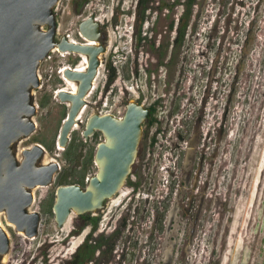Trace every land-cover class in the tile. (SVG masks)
Instances as JSON below:
<instances>
[{
	"label": "rangeland",
	"instance_id": "obj_1",
	"mask_svg": "<svg viewBox=\"0 0 264 264\" xmlns=\"http://www.w3.org/2000/svg\"><path fill=\"white\" fill-rule=\"evenodd\" d=\"M136 1L56 3V39L66 34L77 36L79 22L94 15L100 21L106 50L100 54V74L86 97L81 122L69 134V142L74 143L72 151L80 153L77 163L71 157L64 158L63 150L55 145L69 103L55 99L53 90L67 84L53 71L50 79L43 77L41 87L32 91L36 127L16 142L18 158L23 147L38 142L45 148L43 160L55 158L59 169L51 184L32 189L34 199L29 210L40 214L37 234L32 238L19 234L0 212V224L10 241L4 254L6 261L0 256V264H68L90 227L74 211L62 227L56 226L52 204L60 184L58 175L70 171L68 179L74 176L84 187L97 170L94 158L85 167L87 154L91 151L94 156L96 145L104 139L98 130L84 139L82 129L87 117L98 110L122 116L126 104L134 100L155 106L153 123L142 124L139 156L132 165L138 168L140 178L144 175L146 179L135 194L125 182L120 191L107 198L103 208L90 213L100 215L88 242L101 241L102 245L88 264H165L171 237L164 230L172 220L166 216L161 229L152 227L151 207L159 205V200L166 202L167 196L168 211L173 213L172 208L180 200L174 197L173 183L182 173V161L185 164L191 159L198 121L199 148L205 143L199 184L203 186L208 180V197L192 236L189 230L193 218L186 219L187 228L172 264H264V0H198L192 26L172 59L168 44L173 31L169 23L178 17L181 7L173 6V0H143L144 7L138 10ZM246 34L248 42L244 43ZM53 56L52 69L80 59L77 53ZM107 62L116 70L109 84ZM46 64L42 62L41 69ZM83 64L82 57L79 67ZM45 97L42 106L39 101ZM178 133L183 141L177 138ZM165 167H170L169 173ZM134 178L131 173L126 180ZM198 202L196 198L195 208ZM135 203L146 208L148 217L144 221L137 219ZM121 214L129 218L123 228L118 221ZM115 226L118 234L108 251V239L96 238L106 236Z\"/></svg>",
	"mask_w": 264,
	"mask_h": 264
},
{
	"label": "water",
	"instance_id": "obj_2",
	"mask_svg": "<svg viewBox=\"0 0 264 264\" xmlns=\"http://www.w3.org/2000/svg\"><path fill=\"white\" fill-rule=\"evenodd\" d=\"M58 0H0V212L17 231L31 237L37 234L40 214L29 210L36 186L51 184L59 169L53 158L44 161L45 148L38 142L21 149L18 158L16 142L29 136L36 127L33 89L39 86L37 69L53 47L86 57L85 70L66 68L63 75L76 84L75 92L59 90L57 99L68 102L67 112L55 140L63 150L69 142L73 126L81 122L79 115L87 103L100 66V54L106 50L100 21L89 15L78 24L85 42H72L66 35L56 39L57 23L54 7ZM44 26H46L44 28ZM93 41V42H91ZM150 108L129 101L122 116L91 113L82 135L89 138L95 130L104 139L94 151L95 174L83 187L78 183L59 184L52 204L57 227H62L72 211L77 215L97 212L125 184L137 156L142 123ZM60 147V148H59ZM10 241L0 224V256L8 252Z\"/></svg>",
	"mask_w": 264,
	"mask_h": 264
},
{
	"label": "flooded vegetation",
	"instance_id": "obj_3",
	"mask_svg": "<svg viewBox=\"0 0 264 264\" xmlns=\"http://www.w3.org/2000/svg\"><path fill=\"white\" fill-rule=\"evenodd\" d=\"M102 39V38H101ZM149 107V106H147ZM151 115V116H150ZM150 115L148 118H151L153 114H151V110H150ZM144 125L150 124L148 122H146V120L143 122ZM142 123V124H143ZM200 122H196L194 129V141H193V148H192V153L191 155V159L187 160L184 164V161H182L183 163L180 164V166H182V173L178 176V180H174L176 181V184L173 183V185H175L174 189V197L177 200V198L179 197L180 200L179 202L175 203V208L173 209V213L170 212L172 210L168 211V206L166 204L167 202V196L166 197V202L164 201H160L159 200V205H154L153 203V225L152 227H156L159 226L158 229L162 227V223L165 220V217H169L170 221L169 224L167 226H165V233H167L168 235H170V252L167 255V260L165 262V264H172V260L174 258V255L176 254V252L179 250L181 244H182V239L185 233V230L187 228V222L186 219H190L191 217L193 218V225L191 226L190 231V236H192L195 233V228H196V224L197 221L200 217V214L202 213L203 210V206H204V200L206 199V196L208 197V189H209V183L208 180L203 184V186H201L200 183V179L202 178V174H203V158L204 155L202 154V149L205 146V143H202V148H199L200 145ZM94 133V132H93ZM142 133H143V128H142ZM177 138L179 140H184V137L182 136V134H177ZM188 143V141L186 142ZM175 145V147L177 148V150H180V145L178 144H173ZM138 150V149H137ZM186 151V150H185ZM200 151L201 154V161L198 160V153ZM182 152V151H181ZM139 155L137 154L136 157H138ZM142 156V155H141ZM188 158V157H187ZM148 162V161H147ZM165 169L167 170V172H170V167H165ZM184 172V174H183ZM131 173L134 174L135 178L133 181L134 182L131 185V189L133 191V194H135V192H137V190L139 189L138 187H140V183L141 181L145 182V177L144 175H141L140 178V172H138V168L135 166L134 168L132 167ZM130 173V174H131ZM173 174H171L173 177L176 176L175 171L172 172ZM129 174V176H130ZM167 182V180H166ZM127 183V180H126ZM171 189H173V186H171ZM171 189H169L168 191V195L172 194ZM115 195V194H114ZM196 198H199V202L195 208V204L194 201ZM107 200V199H106ZM105 200V201H106ZM137 204L135 211L138 214V220L139 221H144L147 217H148V213L145 211V207L140 208L138 203ZM155 207V208H154ZM120 207L117 208V210H119ZM175 209V210H174ZM134 211V212H135ZM141 211V212H139ZM175 211V212H174ZM168 212H170L168 214ZM114 214H116V212H114ZM100 214H97L96 216L99 217ZM129 216V215H128ZM120 218H118V221L120 220L121 224V228L125 227L127 225V220L129 219L128 217H125L123 214H121V216H119ZM131 223L134 222L133 216L131 215ZM112 221V220H111ZM110 221V223H111ZM108 223V224H110ZM129 224V223H128ZM117 227L115 226V228L112 231H116ZM156 230V229H155ZM157 231V230H156Z\"/></svg>",
	"mask_w": 264,
	"mask_h": 264
},
{
	"label": "trees",
	"instance_id": "obj_4",
	"mask_svg": "<svg viewBox=\"0 0 264 264\" xmlns=\"http://www.w3.org/2000/svg\"><path fill=\"white\" fill-rule=\"evenodd\" d=\"M84 1L85 0H82V2H84ZM197 2H198V0H173L172 5L173 6L179 5L181 7L180 8L181 10H180V14L178 15V17L176 19H173L169 23V29L171 31H173V36H172L171 42L168 44V46H170V49H169L170 59H172L173 55H175L176 49L179 46H181L182 43L185 41L186 34L188 33V30L192 26L191 22H192V18L194 16V7L197 4ZM136 3H137L136 8H138V10L141 9L142 7H144L143 0H137ZM170 8H172V7L170 6ZM248 37H249L248 34H246L245 39L243 40L244 43L248 42ZM244 43L241 47V51L244 48V45H245ZM168 46H167V48H165L164 52L162 53L163 56L167 54ZM105 66L107 69L106 83L109 84L116 77V70H115L114 66L111 65L110 62H107ZM50 97H51V94L48 95V99ZM46 101H47L46 97L44 99H40L39 104L43 106V104ZM149 108L151 110V114H153L155 111V106L150 105ZM153 121H154L153 117L148 118L146 120V122H148V123H153ZM73 148H74V143L69 142L66 145V147L63 149L64 158L68 159L71 157L72 161H75L77 163V161L79 160V156H80L79 154L80 153L73 152L72 151ZM92 162H93V153L91 151H89V153L87 154L85 167L87 168ZM74 166H76V164ZM69 174H72V173L70 171H66V170L62 171L58 175V182L60 184L79 183L80 182L79 179L73 178L74 176H72L71 179H68ZM84 176H85V168L81 174V183H83ZM128 178H129V176H128ZM127 183L132 184L134 182H131L128 179ZM78 216L80 217V219L82 220V222L84 224L89 225L90 230L85 235V237L83 238L81 243L77 245L75 251L72 253L70 259L68 260V264H88V262L93 259L94 252L96 250H100L99 249L101 247L100 245H102L101 241H99L100 238L108 239V243L110 245L108 247V251H111L112 245H113L112 243L118 234L117 230L111 231L106 236L101 234L99 238H96V240L99 241V243H96V242L89 243L88 241L91 238V232H93L96 229V227L98 225L99 217L96 215H91L90 212H86V213L80 214Z\"/></svg>",
	"mask_w": 264,
	"mask_h": 264
},
{
	"label": "built area",
	"instance_id": "obj_5",
	"mask_svg": "<svg viewBox=\"0 0 264 264\" xmlns=\"http://www.w3.org/2000/svg\"><path fill=\"white\" fill-rule=\"evenodd\" d=\"M66 36H67V38L69 39V40H71L72 42H85L86 41V38L85 37H83V35H81V33L77 30V36H73V35H71V34H66ZM54 53L55 54H59V55H62V56H64L65 54H70V52H68V51H66V53H65V51L63 52V51H61L58 47H53L50 51H49V53H48V55L44 58V59H42L40 62H39V65H38V69H37V74H38V79H39V81H40V84H39V86L38 87H41V85H42V78L43 77H46L47 79H50L51 78V76H52V72L54 71V73H55V75H57L59 78H61L62 80H63V78H64V75H63V72H64V70H65V67H69V68H72V69H76V67L77 66H79L80 64H82V56L80 55V59H79V61L77 62V63H74V64H72V63H63V64H61L60 66H58L57 68H53L52 69V66H51V62H53V58H54ZM74 54H76V53H74ZM44 61H47L48 62V64H46V66L45 67H42V69H41V63L42 62H44ZM101 62V61H100ZM85 65H86V63H85ZM102 65V63H100V66ZM100 66L98 67V71H99V69H100ZM98 73V72H97ZM97 76V75H96ZM94 80H95V78H94ZM63 87H65V86H59V87H57L55 90H53V97L55 98V99H57V97H56V94H57V92L59 91V90H61V88H63ZM94 88V81H93V86H92V89ZM91 89V90H92ZM68 91H70V90H68ZM91 92V91H90ZM89 95V94H88ZM99 114H107L106 112H102L101 110H98L97 111Z\"/></svg>",
	"mask_w": 264,
	"mask_h": 264
},
{
	"label": "bare ground",
	"instance_id": "obj_6",
	"mask_svg": "<svg viewBox=\"0 0 264 264\" xmlns=\"http://www.w3.org/2000/svg\"><path fill=\"white\" fill-rule=\"evenodd\" d=\"M84 37V36H83ZM91 42H93V41H91ZM64 52V51H63ZM66 52V51H65ZM82 57H83V62H84V64L82 65V66H77L76 67V70H78V71H82V70H85V68H86V65H85V63H86V57L84 56V55H81ZM82 60V59H81ZM66 68H68V67H65V69ZM100 74V70L98 71V73H97V76L95 77V80L98 78V75ZM63 81H65V84H67V86H65V87H63V88H61L62 90H70L71 92H75V90H76V84L74 83V82H72V81H70V80H68V79H66L65 77L63 78ZM95 82V81H94ZM66 103V102H65ZM69 105H70V103H69ZM84 110H85V107L82 109V111H81V113H80V115H79V118L81 119L82 118V116H83V113H84ZM76 126H77V124H75L74 126H73V128H76ZM60 148V147H59ZM121 190V189H120ZM119 190V191H120ZM0 223H1V220H0ZM9 224H11V223H9ZM18 233L19 234H22V232H20V231H18ZM24 235V234H23ZM26 236V235H25ZM26 237H28V236H26ZM28 238H32V236L31 237H28ZM3 261H6V255H3V259H2Z\"/></svg>",
	"mask_w": 264,
	"mask_h": 264
},
{
	"label": "clouds",
	"instance_id": "obj_7",
	"mask_svg": "<svg viewBox=\"0 0 264 264\" xmlns=\"http://www.w3.org/2000/svg\"><path fill=\"white\" fill-rule=\"evenodd\" d=\"M71 53H72V52H71ZM73 53H74V52H73ZM77 54H78V53H77ZM78 55H79V54H78ZM79 56H80V55H79ZM89 93H90V92H89ZM87 96H88V95H87ZM87 96H86V97H87Z\"/></svg>",
	"mask_w": 264,
	"mask_h": 264
}]
</instances>
